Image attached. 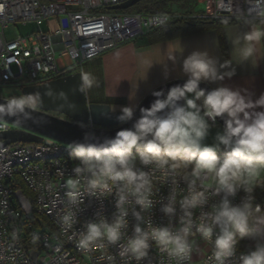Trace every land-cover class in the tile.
Listing matches in <instances>:
<instances>
[{"label": "clouds", "instance_id": "9594fccd", "mask_svg": "<svg viewBox=\"0 0 264 264\" xmlns=\"http://www.w3.org/2000/svg\"><path fill=\"white\" fill-rule=\"evenodd\" d=\"M264 17V7L255 10ZM246 23L251 24L250 21ZM264 38V31L254 25L242 35L231 39L232 56L223 63L208 51H193L183 59L182 71L187 76L183 85L173 86L165 96L154 91L156 97L150 107L140 108L141 116L130 129H121L115 137L92 142L86 135L84 142L68 145L70 156L78 161L73 168L75 178L66 182L65 213L60 223L71 229L78 223L80 205L88 197L105 198L115 194L116 209L109 221L101 214L84 225L78 233L77 246L85 251L99 246L119 244L121 259L141 261L149 255L153 243L170 258L183 264L190 258L192 244L189 237L198 233L213 247L211 259L215 264H228L236 255L239 239L257 242L256 249L241 254L239 264H264V209L253 207V192L259 185L255 178L264 171V94L253 99L246 89L220 86L212 90L201 88L202 82L223 81L236 75L233 64L249 62L256 45ZM176 53L169 55L175 61ZM230 69V70H229ZM167 78V73H166ZM87 75L81 77L80 91L91 87ZM134 99V97H130ZM40 93L11 96L0 103V121L14 117L18 123L32 118L41 105ZM136 106H123L118 120L127 123L134 119ZM224 120V129L215 136L213 145L205 144L211 124ZM223 149L224 155L218 153ZM140 165L165 173L176 183V175L183 169L187 195L179 201V225H154L145 220L144 212L154 206L152 180ZM190 169V170H189ZM210 177L215 196L222 195L210 211H203L199 222L193 220V210L208 204V187L198 181ZM115 192L113 193V190ZM243 190L247 195L234 205L232 198ZM137 223L126 243H120L129 226V209ZM161 211L170 218L177 216V201L170 194ZM146 225V226H145ZM255 229V230H254ZM109 259H113L109 257Z\"/></svg>", "mask_w": 264, "mask_h": 264}, {"label": "built area", "instance_id": "2783aa9c", "mask_svg": "<svg viewBox=\"0 0 264 264\" xmlns=\"http://www.w3.org/2000/svg\"><path fill=\"white\" fill-rule=\"evenodd\" d=\"M127 0H0V97L2 88L45 83L49 80L73 72H81L84 63L113 50L123 43L133 41L159 29L177 19L207 18L231 19L236 22L257 21L264 23V17L255 10L264 7V0H205L206 6L198 13H185L176 9L164 12H122L109 7ZM47 23L48 29L30 34H17L8 39L5 30L15 24L27 25ZM55 28V29H54ZM65 52L69 61L62 64L59 60ZM66 71L70 73L64 74ZM17 96V95H15ZM217 120L210 124L216 125ZM93 126L92 124H90ZM17 128L15 125L0 121V132ZM68 145L53 138L43 137L41 142L17 141L0 146V264H177L166 252L153 243L149 255L136 261L134 258L121 259L118 255L119 244L85 251L77 246L78 233L84 225L98 218V213L109 221L116 209L115 194L105 198L88 197L80 205L78 223L65 229L60 217L65 213L66 182L75 178L73 168L78 164L68 151ZM224 155L223 149L218 153ZM137 167L149 173L152 180L154 206L143 213L145 220L154 225H179V201L187 195V184L183 181V170H179L172 183V177L165 176L154 166L145 167L137 161ZM190 170V169H189ZM208 187L209 200L204 208L193 210V220L199 222L203 211L222 198L215 196L214 183L208 177L199 184ZM257 186L253 192V207L264 209V171L255 178ZM24 188L28 190V194ZM115 189L113 190V193ZM170 194L177 201V216L170 220L162 211ZM246 193L241 190L232 198L239 205ZM129 209V226L120 243H126L137 223L131 214L134 201L126 205ZM36 212L47 220L42 230L29 221ZM41 220V219H40ZM146 226V225H145ZM192 244L190 258L183 264H215L211 259L213 247L196 233L189 237ZM240 239L236 255L228 264H239L241 254L254 251L256 241H249L247 249H241ZM201 244V256L194 259L196 246ZM112 257L113 259H109Z\"/></svg>", "mask_w": 264, "mask_h": 264}, {"label": "crops", "instance_id": "0c3cea01", "mask_svg": "<svg viewBox=\"0 0 264 264\" xmlns=\"http://www.w3.org/2000/svg\"><path fill=\"white\" fill-rule=\"evenodd\" d=\"M252 25L264 31L262 22L251 24L238 22L225 27L228 58L223 57L216 31H206L158 43H151L149 36L145 35L123 43L92 59L93 73L101 79L100 99L108 100L107 104L111 105L113 111L120 112L123 106L129 105L137 108L141 101L160 85L177 79H187L182 71V63L193 51H208L221 63L230 59L233 50L231 39L242 35ZM173 52L176 53L174 62L169 60V55ZM59 60L62 64L69 61L67 55H61ZM233 67L236 69V75L232 78L207 83L214 88L226 86L232 89H246L252 94L253 99L264 94V38L256 45V52L251 61L233 64ZM131 96L134 99H130Z\"/></svg>", "mask_w": 264, "mask_h": 264}, {"label": "water", "instance_id": "95a60500", "mask_svg": "<svg viewBox=\"0 0 264 264\" xmlns=\"http://www.w3.org/2000/svg\"><path fill=\"white\" fill-rule=\"evenodd\" d=\"M142 0H127L121 4L110 6V10H126ZM82 73L73 72L45 83L25 86L22 94L40 93L41 105L33 112L32 118L18 123L14 117H4L17 128L0 132V146L17 141L41 142L43 137L53 138L65 144L84 142L86 135L92 142H102L106 138L115 137L121 129H130L135 120L140 118V108L150 107L156 97L154 91H163L165 96L173 86L183 85L186 79H177L160 85L151 91L136 108L132 121L121 123L119 111H113L110 104L93 103L87 98L86 90L80 91ZM201 88L212 90L214 87L202 82ZM5 98L0 97V103ZM59 113L65 117L57 116ZM218 124L224 128V120L217 118ZM92 124L93 126H91Z\"/></svg>", "mask_w": 264, "mask_h": 264}, {"label": "trees", "instance_id": "16d2710c", "mask_svg": "<svg viewBox=\"0 0 264 264\" xmlns=\"http://www.w3.org/2000/svg\"><path fill=\"white\" fill-rule=\"evenodd\" d=\"M177 1L180 0H142L136 3L134 6L130 7L129 9L122 11L123 12L146 11L153 13L164 12L166 8H168L170 5L174 4ZM250 22L253 23L257 21H250ZM236 23L238 22L231 19H207V18L177 19L171 21L162 28L150 31L149 33H147V36H149L151 43H158L183 36H189L193 34L206 32V31H216L219 37V43L221 46L223 57L228 58V48L224 36V29L226 26ZM70 72L71 71H66L64 74ZM88 96L91 102L108 103V100L106 99L96 98L94 96V92L91 91L89 88H88ZM216 125L224 129L220 124L217 123ZM24 190L27 194L29 193L26 188H24ZM40 219H42V216H39L36 212H34L32 216L29 218V221L33 222L36 225H40ZM249 241L250 240L247 238L240 239L239 242L240 248L247 249Z\"/></svg>", "mask_w": 264, "mask_h": 264}, {"label": "rangeland", "instance_id": "374dc122", "mask_svg": "<svg viewBox=\"0 0 264 264\" xmlns=\"http://www.w3.org/2000/svg\"><path fill=\"white\" fill-rule=\"evenodd\" d=\"M205 6H206L205 0H180V1H177L174 4L170 5L168 8H166L165 11H171L173 9H176L180 12H185V13H198V12L203 11ZM116 12L122 13L123 11L122 10H116ZM40 28L43 30H47L48 29L47 23L43 24L42 26H38L36 23H29L27 25H21V24L11 25L5 30V34H6L8 39H11V38H14L17 34H22V35L30 34L32 32H36V31L40 30ZM62 55H66V53L63 52ZM93 60L84 63L82 65V67L80 68V70L82 72V75H87L90 78V80L92 81L91 87H89V89L91 91H93L94 96L99 99L100 98V92H101V80H100V77L98 75L93 73L94 72L93 71V65H92L93 63H91ZM2 92H3L4 96L23 95L22 89L15 88V87L2 88ZM86 94H87V98L89 99L88 88L86 89ZM211 125L212 126L210 129L209 135L204 141V143L208 144V145H213L215 143L216 134L218 132L223 131V129L220 126L213 125V124H211ZM40 221L44 227L45 226L47 227V220L45 218L42 217V219ZM41 224L36 226V228L38 230L43 229V227H41ZM202 247L203 246L201 244L196 246L197 251L194 255L195 260H198L200 258Z\"/></svg>", "mask_w": 264, "mask_h": 264}, {"label": "flooded vegetation", "instance_id": "af4514ba", "mask_svg": "<svg viewBox=\"0 0 264 264\" xmlns=\"http://www.w3.org/2000/svg\"><path fill=\"white\" fill-rule=\"evenodd\" d=\"M60 77H61V76H60ZM53 114H55V115H57V116H60V117H65L64 115L59 114V113H53Z\"/></svg>", "mask_w": 264, "mask_h": 264}]
</instances>
